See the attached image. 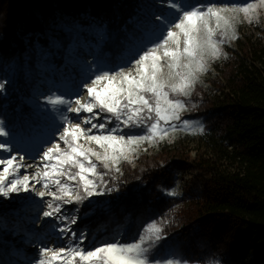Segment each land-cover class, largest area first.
I'll use <instances>...</instances> for the list:
<instances>
[{"label":"trees","instance_id":"trees-1","mask_svg":"<svg viewBox=\"0 0 264 264\" xmlns=\"http://www.w3.org/2000/svg\"><path fill=\"white\" fill-rule=\"evenodd\" d=\"M138 7L139 0H0V71L19 53L29 54L28 43L35 42L49 63L64 65L71 37L53 32L62 45L52 46L43 25L47 16L56 14L81 17L84 27L87 21H106L109 40L102 48L103 57L119 63L143 36L131 23L142 17ZM77 37L97 42L85 29ZM34 54L28 55L32 68ZM32 80L21 75L16 80L19 87L9 86L8 96L0 98V107L8 110L13 125L8 129L15 136L38 132L41 116L36 100L26 101L20 94L28 96ZM175 94L184 101L187 118L203 119L209 153L190 158L182 146H162L155 154L143 153L135 168L124 162L118 172V167L99 164V172L114 187L103 198L108 200L107 209L80 224L98 227L100 238L129 224L119 241L130 243L155 222L161 229V253L171 248L199 264L210 260L264 264V21L241 32L227 57L195 82L188 96ZM190 166L198 169L194 180L184 185L180 195L166 196L163 187L174 185V170ZM70 205L83 214L90 208L84 199L74 198ZM4 252L0 250L2 258ZM75 263L80 264L78 258Z\"/></svg>","mask_w":264,"mask_h":264},{"label":"rangeland","instance_id":"rangeland-1","mask_svg":"<svg viewBox=\"0 0 264 264\" xmlns=\"http://www.w3.org/2000/svg\"><path fill=\"white\" fill-rule=\"evenodd\" d=\"M174 2L182 4L187 10H190L189 5L199 7L214 3V10L218 11L231 25L225 31L224 28L217 27L215 16L208 18L204 33L209 29L213 31V38L219 41V54L213 56L209 51L203 55L202 62L205 70L195 72V79L191 87L195 82L203 80L208 71L213 69L218 61L227 57L230 48L235 44L241 32L250 27L251 24L264 21V0H225L223 2L218 0H174ZM248 5H251V7L245 12L244 9ZM138 13L142 17L132 19L131 23L136 24L143 36L138 38L131 51L125 54V59L119 63H110L107 58L103 57L102 48L109 40V28L106 21H102V23L97 20L87 21L88 26L84 27L85 24L82 23L81 17L74 18L56 14L47 16L43 21V25L47 29L52 46L61 47L62 45L61 39L57 36L58 34L54 33L62 32L63 35L71 37V44L65 50L64 65L57 67L54 63H49L47 57L42 53V46L35 42L33 45L28 43L27 47L29 54L35 53L36 56L33 68L28 62L29 54L19 53L11 60L6 61L5 68L0 71V83L4 84V88L0 89V98L8 96L6 90L9 86L19 87L16 80L21 75L24 74L28 82L34 79L31 81V91L28 96L25 93L20 94L26 101L36 100L35 109L37 115L41 116V120H38L39 124L36 125L37 133L19 137L12 134L8 129L13 126L9 121L8 110H4L2 106L0 107V127L4 128L7 133V135L0 136V143H5L7 146L6 149H0V158L14 156L16 157L13 161L14 164H16L19 156L30 157L31 160H35L29 162L26 168L23 165L19 168L18 176L27 175L29 177L27 190H23V185H18L21 188L20 191L9 192L7 196L0 193L1 253L5 249V257L2 258L0 254V264H39L41 260L44 264H76L75 259L68 251L69 248L75 250L79 247L84 250H92L94 247L100 246L102 242L119 241L121 236L125 234L129 224L118 230L116 234L112 233L111 235L102 236V238L97 236L98 227L91 228V225L80 224L81 220L92 216L95 212L107 209L108 200L106 198L103 200V198L110 193L114 185L110 183L106 174L103 175L102 179L94 173L87 174L88 179L95 181L93 195L88 196L83 190V183L79 181V177H76L75 180L68 179V175L75 176L79 171L77 166L67 162L68 158L74 155L72 147H75L77 152L82 153L79 160L85 164V167L89 166V161L97 165L96 172H99V164L105 162L109 166L118 167V172L121 171L124 162H129L135 168L139 166L143 153L155 154L159 152L162 146H182L184 151L189 153L190 158H195L199 152L209 153L210 143L202 134L203 119L187 118L185 115L186 105L182 99L180 100L185 107L179 110L180 119L169 120L168 122L159 121L154 134L151 131V123L156 121L149 120L148 117H154L155 113H148L147 110L141 114L144 123H138L135 127L123 124V121L132 114L130 110L122 112L119 121L111 113L101 112L99 108H94L92 113L83 110L84 105L96 103L93 98L89 97L85 85L95 88L101 96L106 94L103 89L108 85H110V91L126 88L127 82L120 77L112 80L105 78L95 85H92L91 81L96 75H102L105 71L112 73L123 68L127 73L133 70L134 65L130 64L129 61L134 57L138 58L135 54L144 45H150V42L162 33L166 35V24L174 22L177 17L176 10L169 6L168 0H139ZM85 17L88 18V16L83 15V18ZM197 23L199 24V22ZM84 29L92 34L97 42L78 38L77 35H80ZM173 30L178 31L174 28ZM176 47L180 53L176 62L178 66L176 67H168L169 58L165 56L166 50L164 48L159 49L157 55L162 58V71L165 76L168 77L170 74V82L179 85L181 78L176 74L187 71L183 65H187L192 58L183 52L182 36L178 38ZM194 67L195 64H193ZM115 94L120 96L124 93L116 91ZM176 95L170 92L171 97L179 99ZM57 97L69 103H53L52 101ZM77 108H80L81 111L73 114ZM69 109H72V111ZM88 117H93V123L105 122V117H109V128L115 127L119 123L120 128L116 133L117 135L151 136V139L131 144L118 142L108 146L107 142L101 141L98 144L96 141L87 139V135L100 134L93 129L91 133L87 134L78 132L77 139L72 147L60 140L59 137L63 133L64 127H68L70 131L74 130L76 124H79L81 129L90 128V124L84 123V120ZM133 119L135 120V117ZM185 120L188 121L187 124L183 123ZM28 128L31 129L32 125ZM53 145H58L61 152L64 153L61 156V161H65L63 164L55 159L50 161L44 156V152L52 148ZM105 148H107L109 159L107 161L97 160L93 153L103 155ZM85 155L88 160L84 159ZM113 157L116 159L114 160ZM46 165L48 167H45ZM45 172L48 173L47 177L44 175ZM61 172L67 173V175H61ZM0 173H4L3 165H0ZM196 174H198V169L191 166L185 170L175 169L173 175L174 185L172 187L169 185L164 186L163 193L166 196L180 195L183 192L184 185L194 180ZM12 178L9 177L8 179ZM55 179L69 186L70 192L65 194L59 191L57 184L53 182ZM46 184L47 186H45ZM4 186L7 188V181ZM38 192H45L46 194L40 196L37 194ZM173 192L175 195L172 194ZM47 193H54L55 196ZM77 194H83L86 206L90 207L84 214L79 213L76 207L70 205V202L65 203V199L72 201ZM59 196H63L64 199H57L56 197ZM49 205L52 207H49ZM57 206L60 208L59 212L55 211ZM45 212L52 214L46 217L44 216ZM148 226L142 235L145 237L143 247L147 248L145 255L150 264H164L165 261L169 260L178 262V264H199L183 259L177 251H172L171 248L165 253H161L158 243L162 238L155 240L157 234L161 236V231L156 232V229H160V227L157 223H155L153 229H148ZM139 238L132 239L130 243L137 242ZM151 241H155V243L148 247ZM1 242L6 243V246L1 245ZM45 248L51 251L43 252L42 250ZM60 248H64L65 252L59 253L58 249ZM34 249L37 250L36 254ZM53 253H56V255L53 256ZM79 263L81 264L80 260ZM205 264H221V262L210 260Z\"/></svg>","mask_w":264,"mask_h":264},{"label":"snow or ice","instance_id":"snow-or-ice-1","mask_svg":"<svg viewBox=\"0 0 264 264\" xmlns=\"http://www.w3.org/2000/svg\"><path fill=\"white\" fill-rule=\"evenodd\" d=\"M169 6L176 10L177 17L174 22L166 24V35L161 34L150 42V45H144L135 55L138 58H133L129 61L130 64L134 65L133 70L125 73V69L121 68L118 72L109 73L107 71L103 72L102 75H96L91 81L92 85H95L98 81L105 78L112 80L116 77H120L123 81L127 82V87L120 90L110 91V85L103 89L106 94L101 96L100 93L96 91L95 88L85 85L88 91L89 97L93 98L96 103H90L83 106V110L89 113L93 112L94 108H99L101 112L107 111L111 113L117 121L120 120V114L131 111V115L123 121L125 126L131 125L132 127L137 126V124H143L144 119L141 114L147 110L148 113H155V116H149V120H155L156 122L151 123V131L154 134L157 130L159 121L168 122L169 120H179V110L184 109L185 105L180 99H176L170 96V92L183 94L184 96L189 95V89L194 82L195 72L205 70V66L202 62L203 55L207 52H211L213 56L219 54L218 43L215 40L214 33L212 30H207L204 33V29L207 27L208 18L210 16H215L218 28H224L227 31L231 25L227 19L222 17L218 11H215V4H205L202 6L189 5L190 10L184 8L182 4L174 2V0H168ZM251 5L245 7L244 11L247 12ZM199 22V24L197 23ZM176 29L178 31L173 30ZM203 33V34H202ZM183 37V52L187 53L188 57L192 58L189 60L187 65H183L187 71L183 73H177L180 76L181 83L179 85L171 83V75L168 77L163 73V63L162 58L157 55V51L164 48L165 56L169 58L168 67H176L177 59L180 55L178 48L176 47L178 43V38ZM193 64L195 67L193 68ZM4 88V84L0 83V89ZM116 91H122L123 95H116ZM56 104H67L66 100L57 97L52 101ZM72 111V109H69ZM74 111L80 112L81 109L77 108ZM94 115H96L94 113ZM135 117V120L133 119ZM93 117H88L84 120L85 124H90V128L81 129L79 124L74 126V130L70 131L68 127H64L63 133L60 135V140L70 147L74 144L77 139V133H91L93 129L99 132V135H87V139L90 141H96L98 144L101 141L107 142L108 146L118 142H127L129 144L135 143L137 141H143L145 139H151V136H134V135H117L120 124L117 123L115 127H108L109 117H105V122L93 123ZM187 124L188 121H183ZM105 130V131H101ZM7 135L4 128L0 127V136ZM103 146V145H102ZM5 143H0V149H6ZM55 150V151H54ZM73 157H69V163L77 166L79 171L75 176L68 175V179L75 180L79 177V181L83 183V190L88 196L93 195V189L95 188V181L87 178V174L94 173L100 179L103 178V172H96L97 165L89 161V166L85 167V164L79 160V156L82 153L77 152L75 147H72ZM51 154V155H50ZM64 153L61 152L58 145H53L52 148L47 149L44 152V156L50 161L52 159L57 160L60 164L65 161H61V156ZM97 160L107 161L109 159L107 154V148H105V153L103 155L99 153H93ZM16 157L11 158H0V165L4 166V173H0V193L7 196L9 192L20 191L21 188L18 185H23V190L28 188L29 177L24 175L22 177L18 176L19 168L21 165L14 164L13 161ZM21 159H23L21 157ZM85 160L88 157L84 156ZM115 160L116 158L113 157ZM104 168H108V163H104ZM30 167V165H29ZM45 167H48L47 165ZM55 167V165H53ZM119 171V169H117ZM61 175H67V173L61 172ZM45 177L48 173H44ZM13 177L12 179H8ZM7 181V188H5V182ZM57 184L58 190L62 193H69L70 187L60 183L58 179L53 181ZM47 186V184L45 185ZM40 196H44L45 192H38ZM54 195V193H47ZM175 195V193H172ZM57 199H64L63 196L56 197ZM75 199H83L79 194L75 196ZM71 202L70 199H65V203ZM49 207H52L49 205ZM55 211L59 212V206L56 207ZM52 213L45 212L44 216H49ZM74 222V221H73ZM155 227V222L148 226V229H153ZM161 229H156L159 233ZM162 237L156 235L155 240H159ZM151 239V238H149ZM145 243V237L140 236L139 240L135 243H122L120 241L115 242H102L100 246L94 247L92 250H84L79 247L73 250L71 248L68 251L71 253L72 258H79L81 264H150L149 259L145 255L147 248L143 247ZM155 241H151L148 247H151ZM43 252L51 251L48 248L42 250ZM59 253H64L65 249H58ZM56 253H53L55 256ZM39 264H44L41 260ZM164 264H178L174 261H165Z\"/></svg>","mask_w":264,"mask_h":264},{"label":"bare ground","instance_id":"bare-ground-1","mask_svg":"<svg viewBox=\"0 0 264 264\" xmlns=\"http://www.w3.org/2000/svg\"><path fill=\"white\" fill-rule=\"evenodd\" d=\"M75 113H78V112H74L73 114H75ZM21 157L22 156H19V157H17V161H16V164H20V165H23L24 166V168H26L27 167V164H29V162H32V161H35V160H31V158L29 157V158H24V157H22L23 159H21ZM36 249H34V253L36 254Z\"/></svg>","mask_w":264,"mask_h":264}]
</instances>
